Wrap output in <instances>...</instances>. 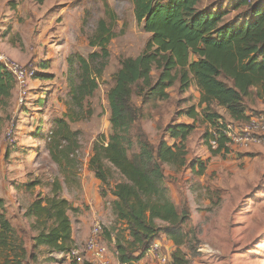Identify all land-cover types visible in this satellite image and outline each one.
<instances>
[{
    "label": "rangeland",
    "instance_id": "rangeland-1",
    "mask_svg": "<svg viewBox=\"0 0 264 264\" xmlns=\"http://www.w3.org/2000/svg\"><path fill=\"white\" fill-rule=\"evenodd\" d=\"M234 1L200 0L199 8L216 7L231 11ZM106 7L115 15L114 20ZM242 11L241 8L233 10L224 19H233ZM99 20H104L113 33L107 47L109 58L98 80V89L88 100L93 115L69 125L71 131L77 133L78 167L65 169L62 174L50 160L46 143L54 121L63 118L67 110V58L70 55L87 57L97 52L96 48L89 46L88 39ZM149 38L142 25L136 22L130 0H48L42 5H34L30 0L0 1V53L35 74L28 84L35 83L31 92L35 91L36 97L28 96V104L24 106H18L15 100L9 109L0 112L4 120L0 133V187L2 191L8 188L9 193L17 196L16 202H10L12 208L8 214L16 217L15 224L23 232L28 251H31L29 239L34 231L31 229L32 220L25 217L22 210L38 194L49 195L51 185L58 182L60 197L66 195L77 203L76 210L69 214L73 245L82 252L93 223L98 221L102 227L99 241L107 249L110 264H120L117 255L114 256L115 243L120 233L125 236L122 242L129 237L125 224L117 223L112 213L110 190L119 177L114 173L109 186L99 184L98 193L105 197L99 207L90 205L93 200L90 204L89 200L87 202L92 197L84 193L80 181L85 177L89 186L88 162L92 145L110 134V110L106 97L119 69V61L138 56ZM251 72L252 75H248V71H244L240 78L241 86L245 77L250 85L244 97L246 121H233L225 109L217 105H211L209 113L220 117L217 120L220 128L230 127L234 131L226 129L232 137L250 118L260 121L258 129L253 139L244 145L230 142L226 150L216 155L212 151L218 145L213 149L212 140L207 142L209 134L215 131L211 124L203 122L205 105H198L199 93L194 87L186 94H179L175 85L169 89L168 100L143 105L133 97L134 103L142 106L139 123L147 128L148 138L153 143L159 140L166 124L175 122L178 117L180 121L188 120L186 111L190 106H194L199 115L196 128L186 143L189 146L187 159L204 163V174L197 176L191 171L165 167L167 182L174 184L172 178L175 181L176 198L172 199L173 193L171 200L180 202V206L185 204L189 210L190 219L185 226L189 238L181 246L186 264H264V71ZM41 92L44 93L43 99L38 98ZM37 106L40 109L34 110ZM11 125L14 126V143L10 145L5 140V132ZM20 128L22 133L19 135ZM34 129L44 134L35 136L31 132ZM179 191L186 194L182 196L185 200L180 199ZM81 224L85 227L84 234L79 233ZM158 241L162 253L172 256L176 250L173 243L164 235H160ZM200 247H204L205 252H200ZM53 253L39 248L35 251L34 262L29 264H74L71 260L52 256ZM139 264L159 263L146 252Z\"/></svg>",
    "mask_w": 264,
    "mask_h": 264
},
{
    "label": "trees",
    "instance_id": "trees-1",
    "mask_svg": "<svg viewBox=\"0 0 264 264\" xmlns=\"http://www.w3.org/2000/svg\"><path fill=\"white\" fill-rule=\"evenodd\" d=\"M130 1L136 22L150 38L138 56L119 61L106 97L110 134L93 143L88 167L101 186H109L114 173L119 177L110 190L114 198L112 213L117 223L125 224L129 237L122 242L125 236L120 233L115 243L120 264H139L149 245L160 235L176 247L167 263L186 264L181 246L189 238L185 229L189 210L184 203L180 206V202L171 200L165 167L178 171L190 165L195 175L204 174V163L195 160L188 164L186 159V141L199 115L190 106L186 114L193 123L167 124L153 144L139 123L142 106H137L133 97L141 105L166 101L168 90L173 86L177 85L179 94L195 86L199 92L198 105H205L203 122L211 124L215 133H220L217 123L220 117L209 113L211 105L224 108L233 121H246L244 97L250 85L245 77L241 86L240 78L247 71L248 75H252L251 71H264V0H235L231 8L243 11L228 20L224 18L233 10L201 9L200 0ZM32 2L42 5L45 0ZM106 8L114 20L115 15ZM112 38L106 22L99 20L88 39L89 46L97 52L87 57L70 55L67 58V110L63 118L54 121L46 143L50 160L62 174L65 169L78 167L77 133L69 125L93 115L88 100L98 89ZM15 88L12 74L0 63V112L10 106ZM3 121L0 115V133ZM211 138L209 134L207 142ZM226 149L220 135L218 148L212 154ZM171 181L175 184L173 178ZM51 186L49 195L38 194L23 213L32 220L31 251L23 232L12 226L6 215V203L0 198V264H29L34 262L35 251L41 247L66 253L73 246L69 214L76 209L60 197L58 182ZM180 195L183 199V194Z\"/></svg>",
    "mask_w": 264,
    "mask_h": 264
},
{
    "label": "built area",
    "instance_id": "built-area-1",
    "mask_svg": "<svg viewBox=\"0 0 264 264\" xmlns=\"http://www.w3.org/2000/svg\"><path fill=\"white\" fill-rule=\"evenodd\" d=\"M0 63L3 64L13 76L15 86L19 91L17 97V105L24 106L27 103L28 98V83L30 80L35 78L34 72L15 61H9L2 53H0ZM259 124L260 121L258 119L250 118L248 122H246L239 128V131L236 134L233 133V137L227 134L226 129L232 130L230 127L226 128L225 130H223L225 127H222L219 129V134H212L211 147L213 149L217 148L220 135H222L225 140V147H227L230 142L234 144L244 145L245 143L253 139V136L255 134L254 132L256 129H258ZM13 129L14 126L11 125L5 132V140L10 145L14 143ZM101 229V223L95 221L84 243L82 252H80L76 248V246L73 245L71 249L66 253H53L52 256H55L56 258L71 260L75 264H110V261L107 258V249L102 246L101 241H99ZM161 248L162 245L160 244V242L158 240H155L149 245L147 253L159 264H165L169 261L170 257L169 255L162 253ZM198 250L200 252H205L206 249L204 247H200ZM115 255H117L116 252L114 256Z\"/></svg>",
    "mask_w": 264,
    "mask_h": 264
},
{
    "label": "crops",
    "instance_id": "crops-1",
    "mask_svg": "<svg viewBox=\"0 0 264 264\" xmlns=\"http://www.w3.org/2000/svg\"><path fill=\"white\" fill-rule=\"evenodd\" d=\"M1 1V0H0ZM31 2H32V0H30ZM48 0H45V2H47ZM5 2H7V1H5ZM44 2V3H45ZM32 4H34L33 2H32ZM34 5H36V4H34ZM29 85V87H28V89H29V93H28V96H33V97H36L35 95H36V92L34 91V92H31L32 90H34L33 88H34V86H35V83H30V84H28ZM192 87H194L195 89H196V87L195 86H192ZM192 87L188 90V91H192L191 89H192ZM173 88V87H172ZM171 89V88H170ZM176 89H177V85H176ZM197 90V89H196ZM198 92V91H197ZM168 93H169V90H168ZM187 93V92H186ZM186 93H184V94H186ZM199 93V92H198ZM18 94H19V91H18V89L17 88H15L14 89V91H13V95H12V98H11V101H10V106L7 108V109H9L11 106H12V103L13 102H15V100H16V103H17V97H18ZM38 98H40V99H43L44 98V93H39V95H38ZM169 99V98H168ZM28 100V99H27ZM27 104H28V102H27ZM6 109V110H7ZM37 109H40V108H38V106L36 107V108H34V110H37ZM5 112V111H4ZM182 116V115H181ZM33 120L35 119V118H32ZM180 118L178 117V120H175V122H178V123H185V124H192L193 123V120L192 119H190L189 117L188 118H186V119H188V120H184V121H180L179 120ZM191 120V121H190ZM33 123H34V121H33ZM169 124V123H168ZM167 125V124H166ZM165 125V126H166ZM143 127V129H144V131L146 132V134H148L147 133V128H145V126H142ZM34 128H36V127H34ZM196 128V127H195ZM31 132H34L35 133V136H41L42 134H44V133H39V131H37L36 129H34V131H31ZM22 133V128H20V130H19V132H18V134L20 135ZM190 138H191V135L189 136V138L187 139V141H186V143L187 142H189V140H190ZM158 141V140H157ZM151 143H153V142H151ZM156 143V142H155ZM155 143H153V144H155ZM188 150H189V146L188 145H186V151H187V155H186V159L187 158H189V155H188ZM192 161V160H191ZM190 160L188 161V159H187V163L189 164L190 162H191ZM205 168H206V166H205ZM89 170V169H88ZM182 170L184 171H191V169H190V165H188L187 167H184V168H182ZM192 172V171H191ZM89 175L91 176V179H90V184H89V186H88V184H87V182H86V180H85V177H81V181H80V187H82V189H84V193L86 194V193H88L89 194V196H91L92 198H90V199H87V202H88V200L90 201V200H93V204H90L92 201H90L89 202V204L91 205V206H94V207H99V204L100 203H102V202H104V200H105V197H102L99 193H98V190H99V184H100V182H99V180H97L95 177H94V174L89 170ZM93 178V179H92ZM166 184H167V187L169 188V190H170V196L173 194V198L172 199H174V198H176V191H175V189H174V187H175V185L174 184H172L171 182H166ZM94 185V187H92ZM182 186V185H181ZM172 187H173V190H172ZM185 191V190H184ZM180 192V191H179ZM186 192V191H185ZM99 194V195H98ZM184 195H186L185 193H183ZM177 195H178V192H177ZM0 198H2L4 201H5V203H6V215H7V217H8V219L10 220V222H11V224H12V226L14 227V228H16V229H18V227L16 226V224H15V221H17V219H16V217L15 216H10L9 214H8V211H9V209H11L12 208V205H11V201H14V202H16V198H17V196L16 195H14V194H11V193H9V191H8V188H7V190L5 189L4 191H2V188L0 187ZM63 198L64 199H66L69 203H70V205L73 207V208H76V206H77V203L75 202V201H73L70 197H66V195L65 196H63ZM114 200V198L112 197V201ZM174 203H178V202H174ZM19 204V203H18ZM17 204V206H18V208H20V205H18ZM25 210H22V212H24ZM90 212V211H89ZM88 212V213H89ZM94 211H92V213H93ZM89 215H90V213H89ZM90 217H91V215H90ZM72 226V225H71ZM72 232H73V229H72ZM79 233L80 234H84L85 233V227H84V225H80V227H79ZM34 235V233L32 234V236ZM71 237H72V240H73V242H74V237H73V234L71 235ZM43 247H41L40 249H42Z\"/></svg>",
    "mask_w": 264,
    "mask_h": 264
}]
</instances>
